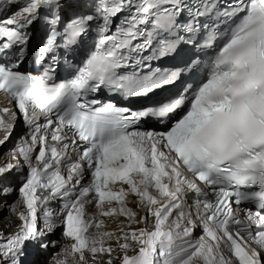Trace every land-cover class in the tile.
<instances>
[{
    "label": "snow or ice",
    "instance_id": "6c2138e0",
    "mask_svg": "<svg viewBox=\"0 0 264 264\" xmlns=\"http://www.w3.org/2000/svg\"><path fill=\"white\" fill-rule=\"evenodd\" d=\"M0 93V264H264V0H0Z\"/></svg>",
    "mask_w": 264,
    "mask_h": 264
},
{
    "label": "bare ground",
    "instance_id": "6f19581e",
    "mask_svg": "<svg viewBox=\"0 0 264 264\" xmlns=\"http://www.w3.org/2000/svg\"><path fill=\"white\" fill-rule=\"evenodd\" d=\"M3 99V98H2ZM7 107H9L8 104H6ZM6 118V122L8 123H16V119L13 120L12 116H11V112L5 117ZM25 131V127L23 125H18L16 129H13L12 132H11V136H10V139L4 144L3 146V149L11 146L13 144V142H16L19 138H20V134L22 132ZM4 136V133L3 132H0V139H2ZM8 155L4 156L1 160H0V165H3L5 164L7 161ZM17 199L16 197V193H13L12 195L8 196L7 197V202L8 204H11L13 203V201H15ZM133 199L132 197L130 198V200ZM191 195L188 196V203H191ZM131 206L133 208H135V205L131 204ZM9 210L7 207H5V205L2 203L0 205V230H3L5 233H9L11 231H13L15 225L17 223H19V221L14 217H10L11 219V227H5V225H7L9 223ZM120 220H123L124 217H120L119 218ZM105 225L107 227V229L111 230V229H115L116 228V223L113 222V220L111 218H105ZM133 227H136V225H133ZM59 233H56L53 235V238L54 240L55 239H58L57 238V235ZM63 244H66L64 242H60L59 245H58V249L56 250H53V255H55L56 252H58L60 250V247L63 245ZM31 264H39V261L38 259H36L34 262H32Z\"/></svg>",
    "mask_w": 264,
    "mask_h": 264
}]
</instances>
